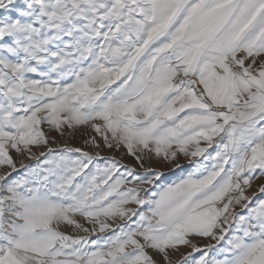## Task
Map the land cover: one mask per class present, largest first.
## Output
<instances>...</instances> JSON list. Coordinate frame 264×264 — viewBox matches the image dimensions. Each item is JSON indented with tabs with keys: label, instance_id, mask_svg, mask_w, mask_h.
I'll list each match as a JSON object with an SVG mask.
<instances>
[{
	"label": "snow or ice",
	"instance_id": "snow-or-ice-1",
	"mask_svg": "<svg viewBox=\"0 0 264 264\" xmlns=\"http://www.w3.org/2000/svg\"><path fill=\"white\" fill-rule=\"evenodd\" d=\"M0 264H264V0H0Z\"/></svg>",
	"mask_w": 264,
	"mask_h": 264
}]
</instances>
